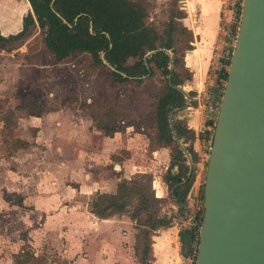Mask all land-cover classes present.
I'll return each mask as SVG.
<instances>
[{
	"label": "rangeland",
	"instance_id": "374dc122",
	"mask_svg": "<svg viewBox=\"0 0 264 264\" xmlns=\"http://www.w3.org/2000/svg\"><path fill=\"white\" fill-rule=\"evenodd\" d=\"M135 1L146 9V21L159 29L166 26L171 2L181 4V0ZM24 7L22 5L17 13L23 11ZM234 21L239 22V18ZM42 38V32L38 24H35L22 41H0V97L5 93L8 96V102L2 101L5 102L3 110L16 107V96L21 93L44 112L41 117L18 120L14 135L31 141L32 145L9 158L4 155L3 110L0 112V264H12L14 254L25 243L34 250L28 241L29 227L24 225V209L9 205L2 197L3 190L16 191L23 197L29 196L27 202L30 203L39 179L45 180L47 186L58 189L70 184H81L87 189L82 198L89 205L96 193L107 191V173L112 172L107 150L112 151L114 147L107 143L105 133L109 129H129L131 136L127 141L137 151L132 159L141 164L143 150L140 146L141 140L137 137L144 136L149 140L146 132L153 121L155 104L152 95L162 81L161 76L155 75L141 83L116 82L110 74V68L93 61L88 53H73L57 62ZM234 38L232 34L222 35V46L225 40L232 47ZM188 111L189 108H183L180 116L187 119ZM91 117L97 119L100 127L92 124ZM187 126L189 127L188 124ZM204 134L201 133L202 136ZM200 140L202 150L197 161L193 163V182L187 196L190 214L184 219L180 215L182 225L191 224L202 204L210 142ZM115 151L118 154L113 155H118L120 160L129 155L124 148ZM112 160L116 161L115 158ZM123 170L125 171L124 168ZM166 170L162 172V176ZM140 173L149 172H138ZM125 175L130 176L126 179H130L137 172L129 168ZM152 180L153 178L151 185ZM91 186L96 190L92 191ZM160 204L156 203L152 207L156 210L159 206L162 213L167 212L169 199L165 204ZM135 205L133 201L130 209ZM121 219L126 220L124 231L131 232L133 227L130 217L123 216ZM36 227L33 225L31 228ZM23 233L27 234L26 239L22 238L25 237ZM44 243L50 250L43 254L50 255L52 262L57 253L51 244ZM130 262L136 264L134 259Z\"/></svg>",
	"mask_w": 264,
	"mask_h": 264
},
{
	"label": "trees",
	"instance_id": "16d2710c",
	"mask_svg": "<svg viewBox=\"0 0 264 264\" xmlns=\"http://www.w3.org/2000/svg\"><path fill=\"white\" fill-rule=\"evenodd\" d=\"M28 2L32 12L29 11L23 16L21 30L7 37L0 34V41H22L30 29L38 24L43 35V43L57 62L73 53H88L99 65L113 66L114 70L110 69V74L113 80L119 83L127 81L141 83L155 75L162 77L161 84L157 85L152 95L155 102L154 117L146 136L149 138L147 146L149 151L158 147L169 149V166L162 176L163 182L167 185V196L155 197L151 185L152 175L137 173L133 178L120 179L114 193L98 192L89 203L90 212L98 218L127 214L135 222L136 260L138 264H151L153 260L151 238L154 231L170 226L174 219H180V215L184 219L190 214L187 196L192 186L193 173L187 178L189 172L187 158L172 137L168 122V113L172 109H178L172 115L178 139L190 154L192 162L195 163L198 159V153L193 147L194 132L187 126L186 119L179 118L180 111L186 105V98L175 88L191 79V72L184 64L185 51L192 48L193 41L191 30L182 22L186 12L181 8V4L171 2L166 26L159 29L146 21V9L135 0H28ZM237 26L238 22H235L231 28L234 37ZM161 49L168 50L170 55ZM153 50L157 51L147 57L145 64L144 55ZM231 52L232 47H229L221 58V66L215 70V83L220 88L216 108L224 89ZM101 54L105 62L102 61ZM170 61L173 64L172 70L169 69ZM169 74L171 84L168 82ZM188 94L190 104H195L194 93L189 91ZM16 97L17 106L4 110L5 102L2 101H7L8 96L5 93L0 97V112L3 110L4 122L2 142L7 158L32 145L28 140L14 135L18 120L25 117H41L44 114L43 110L29 102L30 99L28 100L24 94L19 93ZM91 122L97 128L100 127L94 117H91ZM214 124L215 120H207L205 126L210 129L205 130V134L199 138L211 142ZM109 130L106 135H111L115 131L114 128ZM152 145L153 148H150ZM117 156L112 155V158L120 160ZM2 197L9 205L25 207L23 195L16 191L5 189ZM201 198V208L194 215L191 224L182 225L178 232L180 255L183 257L190 254L198 242V227L203 215V190ZM167 199H172L177 204L175 213H162L161 207L158 206L156 210L152 207L156 203L165 204ZM133 201L136 205L131 210ZM24 235L22 238L26 239L27 234L23 233ZM46 262V255H35L31 246L25 243L14 254L12 264Z\"/></svg>",
	"mask_w": 264,
	"mask_h": 264
},
{
	"label": "crops",
	"instance_id": "0c3cea01",
	"mask_svg": "<svg viewBox=\"0 0 264 264\" xmlns=\"http://www.w3.org/2000/svg\"><path fill=\"white\" fill-rule=\"evenodd\" d=\"M22 5L25 6V10L17 13ZM181 8L186 12L182 22L193 34L192 48L186 50L184 54V64L191 72V79L181 87L185 86L188 92L194 93L195 104H190V108L186 107L190 110L186 113L188 117L186 123L194 132L193 147L199 154L202 150L199 137L205 130L210 129L205 126V122L209 119L216 120L218 112L216 102L220 88L215 83L217 68L215 69L214 60L219 53L226 54L230 44L224 40L222 46L221 0H182ZM29 11L32 12V9L28 0H0V34L7 37L20 31L22 18ZM205 104L208 105L207 110L204 109ZM130 136L128 128L124 131L115 130L111 135H107V143L114 145L112 151L107 150L112 172L107 173V191L99 192L114 193L120 179L130 177L125 174L132 168L137 173H151L155 197H166L168 189L163 182L162 172L167 169L170 162L169 149L158 147L149 151L147 139L144 136L137 137L141 140L140 146L143 150L141 155L143 160L139 165L138 161L132 159L137 151L127 141ZM122 148L129 152V155L122 160L113 161L112 155L117 153L115 150ZM37 184L31 202H27L29 196L24 197L25 207L22 209L25 213L24 225L26 228L29 227L28 241L33 246L35 255L50 250L44 246V242L51 244L57 253L52 262L49 258L51 256L47 255L46 264H130V260L133 259L138 264L134 254L135 222L131 223L134 229L131 232L123 229L126 220L121 217H129L128 215L96 217L82 198L87 189L81 184L77 186L70 184L62 189L47 186L43 179H39ZM91 188L92 191L96 190L95 187ZM169 201L166 213H175L177 204L172 199ZM181 223L180 219H174L170 226L154 231L151 238L153 255L151 264H180L178 232ZM33 225L37 226L36 229L31 228Z\"/></svg>",
	"mask_w": 264,
	"mask_h": 264
},
{
	"label": "water",
	"instance_id": "95a60500",
	"mask_svg": "<svg viewBox=\"0 0 264 264\" xmlns=\"http://www.w3.org/2000/svg\"><path fill=\"white\" fill-rule=\"evenodd\" d=\"M155 51L144 55L145 64ZM170 79L171 74V84ZM175 88L188 107V92ZM176 111H169L168 122L187 158L189 178L193 162L175 133ZM194 264H264V0L242 1L209 146Z\"/></svg>",
	"mask_w": 264,
	"mask_h": 264
},
{
	"label": "built area",
	"instance_id": "2783aa9c",
	"mask_svg": "<svg viewBox=\"0 0 264 264\" xmlns=\"http://www.w3.org/2000/svg\"><path fill=\"white\" fill-rule=\"evenodd\" d=\"M243 0H221V14H222V33L223 36H228L231 34V28L235 23L234 19H240V13L242 8ZM239 23V22H238ZM223 57L222 53H219L214 60L215 69L221 66V58ZM190 105V103H189ZM188 105V106H189ZM190 108V106H189ZM204 109H208V105H204ZM203 132V130L201 131ZM197 253V245L193 246L192 251L187 256H181L180 264H194L195 257Z\"/></svg>",
	"mask_w": 264,
	"mask_h": 264
}]
</instances>
